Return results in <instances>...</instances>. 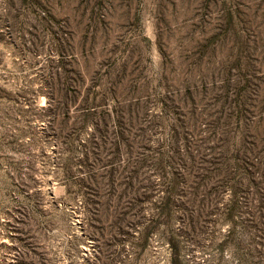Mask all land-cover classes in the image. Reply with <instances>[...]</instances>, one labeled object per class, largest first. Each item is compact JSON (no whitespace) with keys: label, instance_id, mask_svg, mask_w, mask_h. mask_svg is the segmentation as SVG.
Listing matches in <instances>:
<instances>
[{"label":"rangeland","instance_id":"obj_1","mask_svg":"<svg viewBox=\"0 0 264 264\" xmlns=\"http://www.w3.org/2000/svg\"><path fill=\"white\" fill-rule=\"evenodd\" d=\"M0 264H264V0H0Z\"/></svg>","mask_w":264,"mask_h":264},{"label":"trees","instance_id":"obj_2","mask_svg":"<svg viewBox=\"0 0 264 264\" xmlns=\"http://www.w3.org/2000/svg\"><path fill=\"white\" fill-rule=\"evenodd\" d=\"M6 96H4V98H6L7 100L10 101H17V96L13 95L12 93L9 94H5ZM79 95V93L74 92L73 94V98L77 97ZM74 105L75 102H74ZM50 108V107H49ZM92 115H94V111H92V109L89 107L88 101L87 100H83L79 106H75L74 108V112H73V116L77 119V118H82V119H88L89 117H91ZM58 117H56L57 119ZM72 118V116L70 115V113L67 111L64 115L63 118V122L64 124L69 121V119ZM16 130H15V139L10 143V145L13 147L14 145H18L19 144V139L22 137L23 135V130L20 126H16ZM94 134V133H93ZM92 134V135H93ZM119 136L121 135V132H118ZM89 142L91 143L92 141L89 140ZM119 155V151L118 149L116 150V158H114V160L111 161V164H109L110 166V170H114V168L116 167H120V165L116 162V160H118L119 158H117ZM114 164H116L117 166H114ZM28 212H25L24 216L22 218H15L13 220V224L15 225V229L17 231L20 232V234L24 235V239L26 238V236H29L32 240L37 241V238H39V236L37 237L35 233L31 232L33 230V227H31V223L35 222L34 219V214L33 212L30 211L29 208ZM35 244V243H34ZM37 246H35L34 248H32L34 252H38V250L41 248L40 244H35Z\"/></svg>","mask_w":264,"mask_h":264}]
</instances>
